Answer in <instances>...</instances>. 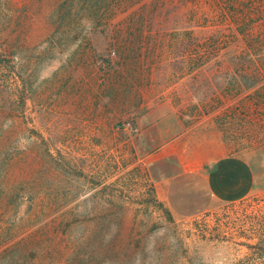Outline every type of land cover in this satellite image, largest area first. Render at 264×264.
I'll return each mask as SVG.
<instances>
[{"label": "rangeland", "instance_id": "rangeland-1", "mask_svg": "<svg viewBox=\"0 0 264 264\" xmlns=\"http://www.w3.org/2000/svg\"><path fill=\"white\" fill-rule=\"evenodd\" d=\"M106 1L0 0V264H264L258 95L211 103L234 81L188 74L175 19L131 25ZM188 170L213 188L192 218L157 193Z\"/></svg>", "mask_w": 264, "mask_h": 264}, {"label": "trees", "instance_id": "trees-1", "mask_svg": "<svg viewBox=\"0 0 264 264\" xmlns=\"http://www.w3.org/2000/svg\"><path fill=\"white\" fill-rule=\"evenodd\" d=\"M95 1L99 11L104 0ZM124 2L135 9L129 15L131 25L165 23L175 19V26L165 35L169 38L167 47L177 51L183 45L181 58L185 51L188 74H192L194 80L205 72V81L210 85V79L222 75L234 81L226 82L219 92L211 93V103L222 102L224 105L228 102L229 106L232 100L244 101L258 95L253 112L255 118H248L258 124L261 122L264 132V0H108L106 10H114ZM180 21L182 23L177 27ZM146 36L150 37V34ZM165 36H159V41ZM236 79H249L253 84L238 83ZM219 95L224 103L219 100ZM248 108L243 112L249 114ZM0 164L2 170L8 171L12 161L2 158ZM75 225L73 222L62 223L60 228L70 234Z\"/></svg>", "mask_w": 264, "mask_h": 264}, {"label": "crops", "instance_id": "crops-1", "mask_svg": "<svg viewBox=\"0 0 264 264\" xmlns=\"http://www.w3.org/2000/svg\"><path fill=\"white\" fill-rule=\"evenodd\" d=\"M157 110L168 111V106L161 104L158 109L140 118L138 124L141 128L150 127L155 123L159 118ZM157 193L159 199L172 213L179 217L192 218L207 211L213 196V188L206 175L197 170H188L174 173Z\"/></svg>", "mask_w": 264, "mask_h": 264}, {"label": "built area", "instance_id": "built-area-1", "mask_svg": "<svg viewBox=\"0 0 264 264\" xmlns=\"http://www.w3.org/2000/svg\"><path fill=\"white\" fill-rule=\"evenodd\" d=\"M125 128L128 129V130H131V131H134L136 132L138 129L136 127H134V125H132L131 123H127L125 125Z\"/></svg>", "mask_w": 264, "mask_h": 264}]
</instances>
